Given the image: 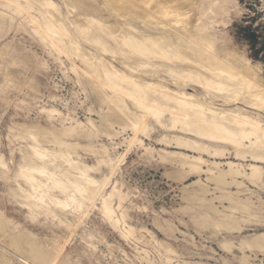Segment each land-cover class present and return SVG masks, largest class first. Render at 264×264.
I'll use <instances>...</instances> for the list:
<instances>
[{
	"label": "rangeland",
	"instance_id": "374dc122",
	"mask_svg": "<svg viewBox=\"0 0 264 264\" xmlns=\"http://www.w3.org/2000/svg\"><path fill=\"white\" fill-rule=\"evenodd\" d=\"M51 1L55 9L52 3L42 9L26 0H0V155L8 167L0 162V215L8 223L0 228V264H36L28 244L17 243L14 235L27 237L50 252L51 264H264V149L256 138L209 139L191 121H178L175 104L166 98L156 103L162 115L159 121L150 116L147 130L138 133L128 118L104 125L109 104L95 91V81L84 72L88 69L73 47L79 44L82 52L87 49L93 55L84 52L92 61L111 63L137 81L200 98L220 117L238 112L261 121L264 130V110L244 97L235 99L229 90H206L181 68L174 74L161 64L165 61L157 60L154 66L134 64L121 55L101 54L91 44L54 40L43 13L60 12L54 16L68 17L74 26L77 14L62 0ZM81 1L82 10L85 5L90 10L80 14L97 17L90 16L95 28L90 39L96 44L107 40L108 31L100 28L103 24L114 29L121 23L114 30L116 35L134 39L135 50L155 38L166 54L173 53L176 45L167 35H185L181 26L162 28L159 13H146L136 7L137 0ZM215 1L218 5L211 17L203 18L198 30L203 34H199L213 37L218 55L236 62L264 90V0ZM78 36L86 39L80 31ZM113 40L109 50L116 48ZM178 44L186 47L183 40ZM125 107L130 116L145 114L133 100L126 99ZM29 125L48 129L83 125L96 134L91 140L94 146H106L114 162L98 164L95 156L81 149L77 154L86 166L95 167L92 178L112 180L106 196L115 191L116 214L105 213L101 202L96 206L70 188L54 166L44 173L73 195L76 207L52 203L50 197L65 196L48 184L43 187L47 203L43 209L35 210L21 198L19 187H28L18 173L30 171L28 163L35 161L29 150L35 143L27 139ZM225 125L236 129L227 121ZM69 142L88 145L84 139ZM181 155L197 163L188 165ZM231 167L241 172L236 183L232 176L226 186L211 182L214 173H229ZM254 167L261 171L255 183L250 178Z\"/></svg>",
	"mask_w": 264,
	"mask_h": 264
},
{
	"label": "bare ground",
	"instance_id": "6f19581e",
	"mask_svg": "<svg viewBox=\"0 0 264 264\" xmlns=\"http://www.w3.org/2000/svg\"><path fill=\"white\" fill-rule=\"evenodd\" d=\"M26 1H29L31 6L35 5V7L37 6L42 9H44L45 5L52 3V1L49 2L50 0H36L34 2L32 0ZM74 1L76 2V0ZM74 1L62 0L65 6H70L77 14V26H74L69 21L68 17L54 16L58 12L51 14V12L48 13L45 11L47 13H43L45 18V27L49 33V36H51V38L54 40L59 42L69 40L70 43L69 41L67 43L71 45L72 43L78 44L79 42L87 43L88 46L91 44V46L93 45V47H96L97 51L101 54L110 53L114 56L121 55L123 59L134 64L154 66L157 63V60H162L166 63H160L166 66L174 74L176 73V68H181V70L185 72V75L195 78L196 82L206 90H218L220 92L223 90H229L235 99L238 100L241 97H244L245 99L251 101V104L256 108L264 110V90L260 88L255 79L253 80L251 76H247L244 71H241L237 63L232 59H224L218 55L216 52V42L212 39L213 37H202L201 34L203 33L201 31L203 30L198 31L200 30L199 25L204 21L203 18L214 12V7L218 5L217 1L137 0L136 7L145 10L146 13H150L151 10H156L159 13L162 21H160L162 28H166V26L167 30L169 27L171 29L174 26H181L183 28L185 35L178 37L167 35V40H171V42L176 45L173 53L167 52V54L163 49L160 48V44L155 38H148L143 48L135 50L134 39L130 40L126 38V35L124 34H122L125 37L124 39L116 35L117 32L114 30L118 28L121 23H119L117 27L114 26L116 28L112 29L111 25L101 24L102 26H100L96 22L97 25L100 26L101 30H104L103 32L108 31V33L106 34L107 40L104 43H93L90 39V35L94 32L95 28L90 22L93 19H91L90 16L95 15L88 16L89 14L86 15L87 12H84L86 14H80L84 3L81 0H77L78 2L74 4ZM115 2L120 3L121 1L115 0ZM52 4L50 5L52 6ZM54 4L53 9H55ZM49 6L46 7L50 8ZM59 6H61V4L58 5V7ZM18 7L21 8L22 6ZM85 8L87 9L88 7L85 5ZM85 8L82 11H86ZM88 9L90 10V8ZM91 12L89 11V13ZM58 14L61 13L59 12ZM112 15L113 14H111L110 18H112ZM114 15H117V13ZM95 18L97 17L95 16ZM96 21H98V19H96ZM100 22H102V20L100 21L99 19V23ZM118 22L116 21V23ZM78 31L85 35V40H80ZM196 31H198V33L194 34ZM112 39H114L113 41L115 42L116 48L109 50L107 45H109V41ZM179 40H183L186 47L178 44ZM78 46H75V48L73 47V50L78 57L83 59V62L88 69V71L84 72H88L87 74L92 76V80L95 81V91L109 104L107 112H110V114H106L104 125H110L115 121L119 122L124 118H128L132 127L135 128L138 133H140L148 127L150 116L159 121L162 111L157 109L156 103L160 98H166L168 102L175 104L178 121H191L192 125L201 135L213 140L231 141L233 140V137L236 138L238 136H241V139H251V137H255L256 142L260 143L264 149V130L262 128L261 121H255L248 117L244 118L243 115L238 112H228L226 115H223L224 117H220L219 113L210 110L206 103L200 98L189 97L185 93L181 92H174L167 86L166 88L162 85H153L142 80L137 81L133 78L132 74L129 75L124 73L123 71L116 68L113 64L107 63L106 61L101 63L100 61L96 60L97 63L100 62V65H98L94 60L92 61L93 58L91 59L89 56L91 53H89L87 49L85 51L89 53H87L88 55L84 54L85 51L82 52L83 50ZM81 47L84 48L82 44ZM96 49L94 48V50ZM120 50L122 53H119ZM102 58H104L103 55ZM91 76L89 77L91 78ZM93 78H95V80ZM224 80H227L230 83L226 84ZM126 99H130L138 103L145 114L140 116H137L136 114V116H130L127 112L128 109L126 110L128 107H125ZM171 120H173V118ZM225 121L234 124L236 129H230L225 125ZM92 125L93 130L95 132L98 131L93 123ZM111 131L112 129L110 128L109 132ZM26 132L27 139L32 140L35 143L34 145L33 143L31 144L33 146H29V150L32 154L31 157L35 161L28 163L31 169L30 171H21L18 173V177L21 178V180L23 179L28 187V189H23L21 186L19 187L21 198L25 202L29 203L31 208L35 210H41L47 205L45 200V192L43 190V187L46 184H48L55 193H60L61 195L65 196V199L60 197H50V201H52V203L57 205L58 202H61L66 207H76L73 195L62 189L57 183L50 180L49 177L44 173V171H48L50 169V166H54L56 169H58L61 178L68 183L70 188L82 194L86 199L93 202L96 206L98 202H101L102 210L105 213L116 214L113 205L115 191L112 192L108 197L106 196V190H108L107 188L109 187L112 180H95L92 178L90 173L95 167L86 166V164L80 160L81 155L79 156L77 154L78 149H81V151L91 153L93 156H95L97 158L96 161L98 164L114 162L106 146L101 145V149H98L94 146L95 144L91 140L94 139L96 134L86 130L85 126L83 125L79 127H66L65 129H48L44 128V126L40 127L35 125L26 127ZM73 139H84L88 141V145H80L78 143L71 144L69 141ZM44 144H51L52 147L50 148L49 146L48 149L44 148ZM74 155H76L77 158L74 159ZM181 157L188 165L197 163L196 161L194 162L190 160V158L186 155H181ZM0 162L7 170L8 167L4 163V158L2 155H0ZM62 166L66 167L65 172L61 171ZM260 174V169L254 167L250 177L251 180L254 179L253 183L260 180ZM240 175V171H235L231 167L229 173H214L213 177L211 178V182H215L217 186H226L228 176L234 177L235 179L233 183H236V177ZM238 206L249 210V206H244L241 204H238ZM118 209H120V206ZM3 226L7 227L8 223L7 221L3 220L2 215H0V228L3 229ZM128 232L132 234L133 230L129 229ZM14 239L17 243L21 242L22 244H28L30 256L36 264H51V253L44 251L42 247L39 246L35 241L28 239L27 237H19L16 235H14ZM58 260L60 262V258H58Z\"/></svg>",
	"mask_w": 264,
	"mask_h": 264
}]
</instances>
